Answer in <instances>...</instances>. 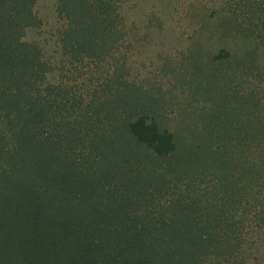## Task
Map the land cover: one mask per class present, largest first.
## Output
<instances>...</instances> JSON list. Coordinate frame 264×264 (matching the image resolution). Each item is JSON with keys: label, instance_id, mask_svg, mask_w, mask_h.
<instances>
[{"label": "rangeland", "instance_id": "obj_1", "mask_svg": "<svg viewBox=\"0 0 264 264\" xmlns=\"http://www.w3.org/2000/svg\"><path fill=\"white\" fill-rule=\"evenodd\" d=\"M34 182L106 264H264V0H0V196ZM13 232L0 264H34Z\"/></svg>", "mask_w": 264, "mask_h": 264}, {"label": "trees", "instance_id": "obj_2", "mask_svg": "<svg viewBox=\"0 0 264 264\" xmlns=\"http://www.w3.org/2000/svg\"><path fill=\"white\" fill-rule=\"evenodd\" d=\"M129 130L139 141L157 154H168L175 147L172 133L160 131L153 120H147L144 116H139L131 121ZM27 189L30 190L28 194L25 190L12 186L10 183L3 195L4 197L0 196V199L4 200H0V219L6 220V224H9L11 229L14 230L13 233L17 234L16 236L21 241L19 244H22L28 250L25 257L30 256L34 264H66L58 262L59 255L64 254L68 261L70 257L67 254L70 253V255H78L77 262L80 264L107 263V260H104L105 257H103L104 253L99 252V250H102L101 244L103 242L92 240L91 245L82 238L74 237L70 223H63L61 227L57 228V226L52 225L54 223L45 222L38 215L39 212L34 211L37 209L40 196L43 193L35 182L29 183ZM18 201H20V204L22 202V209L19 208L20 205L14 204ZM20 217H23L25 221L22 223L16 222ZM59 232H61V240L56 237ZM114 245L120 255L128 253L132 256L134 249L135 251L139 249L137 251L142 253V250H148L149 247L148 241L137 239L128 242L115 241ZM132 260L138 264L136 254ZM117 261V257L113 256L112 263H117ZM153 262V258L142 261L143 264H154Z\"/></svg>", "mask_w": 264, "mask_h": 264}]
</instances>
